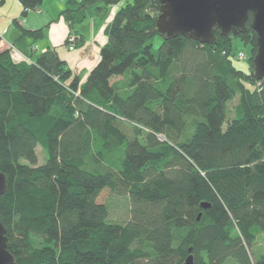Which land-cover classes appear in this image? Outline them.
Segmentation results:
<instances>
[{
	"label": "trees",
	"instance_id": "1",
	"mask_svg": "<svg viewBox=\"0 0 264 264\" xmlns=\"http://www.w3.org/2000/svg\"><path fill=\"white\" fill-rule=\"evenodd\" d=\"M18 1L22 16L42 4ZM116 6L83 82L54 48L37 53L43 29L20 31L23 60L0 51L8 252L16 264H264L252 257L264 241V80L251 14L246 31L202 44L160 35L158 0H67L60 13L73 34L89 9ZM234 39L249 47L247 71ZM105 190L128 198L126 223L110 222Z\"/></svg>",
	"mask_w": 264,
	"mask_h": 264
},
{
	"label": "water",
	"instance_id": "2",
	"mask_svg": "<svg viewBox=\"0 0 264 264\" xmlns=\"http://www.w3.org/2000/svg\"><path fill=\"white\" fill-rule=\"evenodd\" d=\"M159 14L156 29L166 38L182 35L202 44L215 41V30L220 35L235 36L250 28L256 34V52L253 58V76L264 80V0H158ZM6 179L0 172V195L5 192ZM202 208H207L205 203ZM5 228L0 221V264H16L7 250ZM183 264H193L189 254Z\"/></svg>",
	"mask_w": 264,
	"mask_h": 264
},
{
	"label": "crops",
	"instance_id": "3",
	"mask_svg": "<svg viewBox=\"0 0 264 264\" xmlns=\"http://www.w3.org/2000/svg\"><path fill=\"white\" fill-rule=\"evenodd\" d=\"M66 1L42 0V4L37 10L30 11L22 16V7L18 0H0V51L11 48L12 58L15 61L23 60L25 54L13 45L18 40L20 31L22 29H43V36L34 42L38 48L37 53H42L47 48H54L58 56L67 63L72 74L79 75L80 82H83L88 72L98 61L100 47L107 41L104 33L105 26L111 20L118 6L111 7L112 10L107 15L108 18L105 23H100L94 36L96 39L86 42V33H81L82 29H79V26L84 25L88 16L90 19L97 18L98 15H94L92 10L89 9L86 19L81 24L74 25V33L71 34L68 23L60 13L66 5ZM68 35H73L74 39H76V35L81 36V45L76 46V42H73V49L69 50V44L65 45ZM31 42L33 41L29 38H22L21 45L28 46ZM25 50L28 51L27 48ZM86 50L91 53H87Z\"/></svg>",
	"mask_w": 264,
	"mask_h": 264
},
{
	"label": "rangeland",
	"instance_id": "4",
	"mask_svg": "<svg viewBox=\"0 0 264 264\" xmlns=\"http://www.w3.org/2000/svg\"><path fill=\"white\" fill-rule=\"evenodd\" d=\"M92 10V9H91ZM112 8L108 7L107 12H105L102 15H99V17L90 18L89 16L87 18V21L84 22V28L83 26H79V29H82L81 33H86V42L94 41L96 38L94 37L96 34V31L98 30V27L100 26V23H105L106 15H109ZM78 33V32H77ZM160 43V38L155 37L153 40V45L156 47ZM233 52L234 53H241L246 52L249 53V47L244 46L238 39L233 40ZM87 53H91L90 51L86 50ZM237 60V59H236ZM234 66L241 70H248V63L246 61L237 60L234 62ZM120 79V78H116ZM236 100H233L230 102L227 106V113L229 116H232L233 114V108L235 105V102H237L238 97L235 98ZM35 153L37 156L38 164L41 165L46 160L45 153L41 150L40 146L38 145L35 149ZM100 201L105 202L109 205V220L110 222H117L124 224L127 222V220L130 217V205L129 200L126 196H120L115 193H110L108 191H103L99 198ZM264 252V241H259L253 246V256L254 259L257 258V256ZM227 264H235L231 260L230 262H227Z\"/></svg>",
	"mask_w": 264,
	"mask_h": 264
},
{
	"label": "built area",
	"instance_id": "5",
	"mask_svg": "<svg viewBox=\"0 0 264 264\" xmlns=\"http://www.w3.org/2000/svg\"><path fill=\"white\" fill-rule=\"evenodd\" d=\"M74 42V36L73 35H68L67 37V43L69 44V50L73 49V43ZM34 49H37V46H34ZM238 60H244L245 59V54L243 52L239 53L237 55Z\"/></svg>",
	"mask_w": 264,
	"mask_h": 264
}]
</instances>
